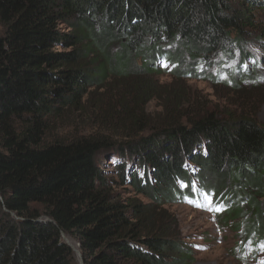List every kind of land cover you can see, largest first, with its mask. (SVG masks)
Returning <instances> with one entry per match:
<instances>
[{"label": "trees", "instance_id": "1", "mask_svg": "<svg viewBox=\"0 0 264 264\" xmlns=\"http://www.w3.org/2000/svg\"><path fill=\"white\" fill-rule=\"evenodd\" d=\"M258 8L264 0H0V264H77L63 235L78 241L83 264H193L164 208L195 196L192 177L225 223H245L246 203L248 240H264V125L182 107L191 100L178 84L258 87L261 57L245 45L255 35L264 51ZM165 74L175 82L150 77ZM93 91L110 132L48 140ZM151 100L163 111L156 123ZM106 154L119 183L101 170Z\"/></svg>", "mask_w": 264, "mask_h": 264}, {"label": "rangeland", "instance_id": "2", "mask_svg": "<svg viewBox=\"0 0 264 264\" xmlns=\"http://www.w3.org/2000/svg\"><path fill=\"white\" fill-rule=\"evenodd\" d=\"M254 13L257 24L264 25V10L258 8ZM247 38L245 45L249 53L256 55L258 58L264 57L263 48H260L259 43L255 42L256 36L252 35L251 38ZM236 55L239 56L240 54L236 51ZM261 58L259 59L260 78L257 81L258 87L248 89L251 86V82L248 80L243 85L247 88L246 90L250 91L231 94L228 88L215 86L209 80L186 79L178 84L183 94H187V97L191 100V104L189 105L186 102L187 100H183L181 106L191 109V105L195 104V106L198 105L203 109L216 112L221 118L227 115L239 116L242 114L264 125V59ZM137 63H141L140 58L137 59ZM212 66L209 70L214 69V66ZM150 77L168 86L175 82L168 74L156 77L150 75ZM89 97L88 102L84 104L85 108L73 113L68 110L56 119L46 138L48 140L54 138L66 140L82 134L110 132L109 129L111 128L103 125L97 117V106H93V102L100 97V92L93 91ZM146 112L152 116V122L154 123L163 114L159 101L156 100H151L147 104ZM111 155L106 154L100 157L101 170L104 176L109 179V182L119 183L120 180L116 173V165L119 162L113 154ZM188 164L190 174L194 176L193 174L197 171L196 167ZM138 172L141 174L142 171L138 170ZM190 186L195 196H187L186 194L180 197V200L165 203L164 208L175 218L182 240L192 249L195 257L193 264H264V240H258L256 244L251 241L255 236L248 240V231L246 230L249 220L247 218L252 214L249 206L246 203L243 206L246 211L243 217L245 223L239 225L238 222L242 219L225 223L221 216L216 214V212L222 210V204L198 189L196 177H192ZM112 188L124 197H136L142 202H148L146 197L136 194L131 185L112 184ZM230 191H232L231 186L223 191V195ZM259 200L264 201V198ZM63 239L64 241L75 242L78 251L79 244L76 239L68 235H63ZM73 251L74 261L79 264L78 254L74 249Z\"/></svg>", "mask_w": 264, "mask_h": 264}, {"label": "bare ground", "instance_id": "3", "mask_svg": "<svg viewBox=\"0 0 264 264\" xmlns=\"http://www.w3.org/2000/svg\"><path fill=\"white\" fill-rule=\"evenodd\" d=\"M66 243H68L69 245H71L72 246V248L77 252V254H78V251H77V246H76V243L75 242H73V241H65ZM77 259L79 260V258H78V256H77Z\"/></svg>", "mask_w": 264, "mask_h": 264}, {"label": "water", "instance_id": "4", "mask_svg": "<svg viewBox=\"0 0 264 264\" xmlns=\"http://www.w3.org/2000/svg\"><path fill=\"white\" fill-rule=\"evenodd\" d=\"M68 244V243H67ZM69 245V244H68ZM69 246H71V245H69ZM72 247V246H71ZM78 256H79V259H80V262H79V264H83L82 263V257H81V254H80V252L78 251Z\"/></svg>", "mask_w": 264, "mask_h": 264}]
</instances>
